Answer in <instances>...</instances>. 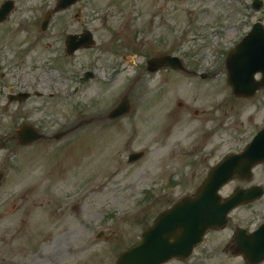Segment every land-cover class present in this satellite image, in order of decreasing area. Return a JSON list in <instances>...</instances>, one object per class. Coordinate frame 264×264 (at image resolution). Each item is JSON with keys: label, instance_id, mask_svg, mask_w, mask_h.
Segmentation results:
<instances>
[{"label": "rangeland", "instance_id": "374dc122", "mask_svg": "<svg viewBox=\"0 0 264 264\" xmlns=\"http://www.w3.org/2000/svg\"><path fill=\"white\" fill-rule=\"evenodd\" d=\"M14 1L12 16L0 25V59L10 68L2 70L17 75V89L36 88L44 95L9 101L5 78L0 86V171L6 174L0 187V264H114L160 212L197 191L208 167L243 148L264 120V89L233 98L224 80L229 50L258 18L264 22V8L253 10L252 0H83L58 14L43 33L40 19L55 0ZM78 7L82 18L74 17ZM85 29L94 32L96 44L67 56V34ZM130 52L134 62L122 61ZM166 52L196 66L213 64L212 77L144 75L131 90L129 116L71 130L82 119L105 114L147 58ZM89 69L96 76L83 81ZM227 98L217 115L229 114L209 142L216 153L206 164L194 165L195 158L184 152L188 137L208 121L209 103ZM182 99L203 105L205 112L188 114L185 107L169 115ZM166 114L170 120L163 130ZM29 123L47 135L68 131L61 140L23 144L18 129ZM140 149L146 154L130 164L128 154ZM252 184L264 186V163L254 168L252 181L235 177L221 193ZM262 214L264 197L236 208L228 228L210 232L189 260L166 264H247L242 255L221 253L222 248L234 225L253 230ZM101 230L105 233L97 237Z\"/></svg>", "mask_w": 264, "mask_h": 264}, {"label": "water", "instance_id": "95a60500", "mask_svg": "<svg viewBox=\"0 0 264 264\" xmlns=\"http://www.w3.org/2000/svg\"><path fill=\"white\" fill-rule=\"evenodd\" d=\"M64 1L70 3L74 0H61L53 11L62 8ZM11 5L9 2L2 13H6ZM254 6L256 9H260L262 2L255 0ZM2 13H0V20ZM51 13L52 11L47 14L46 22H48ZM69 42L75 43L76 37H72ZM237 47L228 60L232 72L231 81L236 93L251 94L257 88L264 86V76L260 81L254 80L253 77L256 71H262L264 74L263 25L260 22L257 23L249 36ZM157 61L170 62L172 58L164 56L150 60V69L157 68L155 66ZM174 65L179 66L178 64ZM263 134L264 131L260 134L259 140L244 154L228 158L218 170L213 171L196 195L184 197L173 208L161 214L155 225L145 232L144 239L124 253L117 264H160L173 256L187 257L210 225L221 222L225 213L236 203L261 196L262 187L254 186L250 189H239L230 198L223 201L218 190L236 172L250 177L251 167L257 161L264 159ZM38 138L39 136L24 131L22 142L29 143ZM1 177H3V173L0 174V179ZM244 251L248 261L256 262L261 259V253H264V244L256 241L251 249L245 246Z\"/></svg>", "mask_w": 264, "mask_h": 264}, {"label": "flooded vegetation", "instance_id": "af4514ba", "mask_svg": "<svg viewBox=\"0 0 264 264\" xmlns=\"http://www.w3.org/2000/svg\"><path fill=\"white\" fill-rule=\"evenodd\" d=\"M173 72H176V70H172ZM161 73H163V72H167V73H170V70L169 69H164V70H162V71H160ZM189 106H190V109H187V108H189ZM185 107H186V110H185V112L184 113H191V112H195L197 115H199V116H201V115H203V113L205 112V107L203 108V105H201V109H199V110H195L194 109V105L191 103V102H181V103H179V110H182V109H185ZM209 111H210V117L208 118V121H206L208 124H210L211 122H213V121H216L215 120V108H212V107H210L209 106Z\"/></svg>", "mask_w": 264, "mask_h": 264}]
</instances>
